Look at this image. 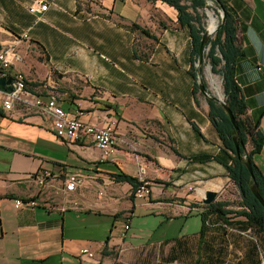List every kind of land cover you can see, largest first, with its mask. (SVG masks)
<instances>
[{
    "label": "crops",
    "instance_id": "1",
    "mask_svg": "<svg viewBox=\"0 0 264 264\" xmlns=\"http://www.w3.org/2000/svg\"><path fill=\"white\" fill-rule=\"evenodd\" d=\"M36 1L48 4L44 14L29 12ZM77 1L0 0V48L11 49L12 71L28 84L12 112L0 110V264H150L164 241L127 240L138 201L169 221L187 219L208 192L231 184L216 160L230 163L209 99L194 91L191 32L178 11L160 0ZM222 2L245 52L236 81L264 134V0ZM49 94L69 117L112 127L114 155L103 160L91 144L58 138L33 107ZM254 162L264 174V147ZM121 173L146 181L151 195L132 199L133 187L114 178ZM16 199L36 206L16 208ZM85 248L94 258L80 256Z\"/></svg>",
    "mask_w": 264,
    "mask_h": 264
},
{
    "label": "trees",
    "instance_id": "2",
    "mask_svg": "<svg viewBox=\"0 0 264 264\" xmlns=\"http://www.w3.org/2000/svg\"><path fill=\"white\" fill-rule=\"evenodd\" d=\"M160 1L174 7L178 11L179 23L181 26H188L190 29L192 38V64L189 73L197 81L199 72L197 66L199 48L206 30L203 24V17L198 13V10L207 7V0H190V5L185 4V0ZM217 1L223 5L225 10V22L218 32L209 39L206 46L207 50L205 57L211 65L212 73L221 75L223 78L224 101L236 119L237 130L222 105L216 101L208 100L210 107L209 116L222 140L224 150L230 163L220 159L216 160L226 166L228 177L231 182L237 186L242 198V209L231 211L226 208L227 204L225 202L219 201L218 199L211 204H193L191 206L192 208L200 209L198 216L202 221L201 230L197 233L198 253H207L210 251L211 243L208 241V236L220 229L226 232L231 230L239 235H245L247 232L253 231L264 241V207L251 192L250 187L254 183V179L245 165L247 160L251 162L255 182L258 185V191L264 199V174L254 162V156L259 154L264 147V134L260 129L261 119L253 121L248 117V105L236 81L237 64L239 60L245 56V52L238 42L236 17L222 0ZM84 2L83 0L77 1L79 6H82ZM136 28L143 34L150 37L152 36L149 31L143 29L141 26L136 25ZM204 83L205 86L208 87L205 81ZM194 91L195 93L200 92L197 82L195 83ZM235 134H238V141L242 143L239 153L235 148L233 140ZM249 144L252 145L251 151L247 150ZM114 178L117 182H126L133 187L132 199L135 198L137 190L143 184L139 179L123 173L115 175ZM213 218L218 222H213ZM171 240L177 245L181 244L180 238ZM252 244L250 256L252 261L255 262V258L258 257L259 253L258 245L255 243ZM173 252L176 253V249ZM104 254H107V252L105 251ZM171 259L174 261L176 257L173 256ZM214 261V257L210 254H207V259L205 261L203 259V263L205 264L214 263ZM199 262L200 261H198V263Z\"/></svg>",
    "mask_w": 264,
    "mask_h": 264
},
{
    "label": "rangeland",
    "instance_id": "3",
    "mask_svg": "<svg viewBox=\"0 0 264 264\" xmlns=\"http://www.w3.org/2000/svg\"><path fill=\"white\" fill-rule=\"evenodd\" d=\"M190 2V0L184 1L187 5H190ZM219 10L218 5L212 0H207L205 9L198 10V13L203 17L205 29L210 27V13L215 18V29L220 25L221 15ZM202 75L211 95L224 101L223 78L221 75L212 73L211 65L206 57L202 65ZM248 147L247 149L250 151L251 145L249 144ZM217 199L225 202L227 204L226 208L231 211L242 209L240 192L232 182L226 188V191L221 195H217ZM138 204L139 208L132 219L133 229L127 240H132L131 236L134 234L136 236L133 239L135 244L164 241L160 245L157 244L154 250L149 251L150 264L153 260L156 261L154 264H205L203 259L204 261L207 259V254L215 259L214 263L210 264H264V241L253 231H249L245 235H239L231 230L229 232L223 229L214 231L208 236V241L211 243L210 251L198 253L197 233L201 230L202 221L197 214H192L187 219L181 217L169 221L166 217L168 212L163 208L156 207L155 210H151L148 206H141L140 201H138ZM196 213H200V210H197ZM212 221L218 222L214 218ZM175 237L181 239V244L177 245L171 240ZM252 243L258 245L259 253L258 257L255 258V262L252 261L250 256ZM175 249L176 253L173 252ZM173 256L176 257L174 261L171 259ZM198 261L200 262L198 263Z\"/></svg>",
    "mask_w": 264,
    "mask_h": 264
},
{
    "label": "built area",
    "instance_id": "4",
    "mask_svg": "<svg viewBox=\"0 0 264 264\" xmlns=\"http://www.w3.org/2000/svg\"><path fill=\"white\" fill-rule=\"evenodd\" d=\"M49 6L44 1H36L29 6V12L32 14H44ZM24 39H28L27 33L23 34ZM11 49L0 48V78L11 76L14 78V90L12 93H6L0 90V110L10 113L14 109L15 101L21 100V96L27 92L28 84L25 76L20 72H13V61L10 57ZM36 113L49 118L52 122V128L58 138L72 142H85L98 148L102 152V159H110L115 153L117 138L112 127H97L87 123L79 117H69L63 106L58 103L55 95L37 96L33 102ZM145 171L142 170L140 176ZM50 177L49 173H45L37 178L39 186H43ZM143 184L139 187L135 194V198L143 200L151 195L150 185L140 180ZM66 188L74 191L77 188L79 180L77 176H71L66 182ZM102 195V193H100ZM24 206L35 207V201H24L22 199L15 200V207L22 208ZM130 230V225L124 224V231ZM80 256L94 258V253L89 249H82Z\"/></svg>",
    "mask_w": 264,
    "mask_h": 264
},
{
    "label": "water",
    "instance_id": "5",
    "mask_svg": "<svg viewBox=\"0 0 264 264\" xmlns=\"http://www.w3.org/2000/svg\"><path fill=\"white\" fill-rule=\"evenodd\" d=\"M212 1H214V2H216L218 4V7L220 9L219 12H220V15H221V22H220V25H218L213 32H210L209 29H206L205 33L203 35V38L201 40V44H200V48H199V60H198L199 72H198V77H197V83L199 85L201 93H203L209 100L216 101V102H218V103H220L222 105V107L224 108V110L227 113L228 117L230 118L231 122L233 123L235 129L237 130V122H236V119H235L232 111L226 105L225 101H223L222 99H220V98H218L216 96L211 95L208 87L205 86L203 75H202V65H203L204 59H205V54H206V50H207V48H206L207 43H208L209 39L211 38V36L213 34L217 33L218 30L222 27V25L225 22V17H226L223 5L220 4L217 0H212ZM13 83H14V78L11 77V76L0 78V90H2L3 92H6V93H12L13 90H14ZM233 140H234V143H235V148H236L237 152L239 153L240 146L242 145V143H240L238 141V134H235L233 136ZM245 165H246L249 173L252 175V177L254 179V183L250 187L251 192L257 198V200L261 203V205L264 207V199L262 198V196L260 195V193L258 191V185L255 182V176H254V171H253L252 164H251V162L249 160H247L245 162ZM216 199H217V194L216 193L208 192L206 194V196H205V199L203 200V203L204 204H211Z\"/></svg>",
    "mask_w": 264,
    "mask_h": 264
},
{
    "label": "bare ground",
    "instance_id": "6",
    "mask_svg": "<svg viewBox=\"0 0 264 264\" xmlns=\"http://www.w3.org/2000/svg\"><path fill=\"white\" fill-rule=\"evenodd\" d=\"M210 19H211V22H210V27H209V30L210 32H213L215 30V18L213 17V15L210 13Z\"/></svg>",
    "mask_w": 264,
    "mask_h": 264
}]
</instances>
